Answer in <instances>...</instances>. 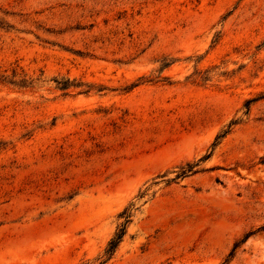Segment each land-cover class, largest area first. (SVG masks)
I'll list each match as a JSON object with an SVG mask.
<instances>
[{
    "label": "rangeland",
    "instance_id": "374dc122",
    "mask_svg": "<svg viewBox=\"0 0 264 264\" xmlns=\"http://www.w3.org/2000/svg\"><path fill=\"white\" fill-rule=\"evenodd\" d=\"M0 264H264V0H0Z\"/></svg>",
    "mask_w": 264,
    "mask_h": 264
},
{
    "label": "trees",
    "instance_id": "16d2710c",
    "mask_svg": "<svg viewBox=\"0 0 264 264\" xmlns=\"http://www.w3.org/2000/svg\"><path fill=\"white\" fill-rule=\"evenodd\" d=\"M123 215H126V213H124ZM125 217L128 219V215L125 216ZM128 223H129V220H127L125 224H128ZM124 234H125V230L122 229V230L120 231V233L117 234L116 239H115L113 242H111V246H110V247H111V248H110V251H111V252H113V251L117 248V246H118V244L121 242V240H122Z\"/></svg>",
    "mask_w": 264,
    "mask_h": 264
}]
</instances>
